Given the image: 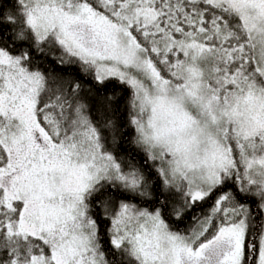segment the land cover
Here are the masks:
<instances>
[{
	"label": "snow or ice",
	"instance_id": "6c2138e0",
	"mask_svg": "<svg viewBox=\"0 0 264 264\" xmlns=\"http://www.w3.org/2000/svg\"><path fill=\"white\" fill-rule=\"evenodd\" d=\"M0 264H264V0H0Z\"/></svg>",
	"mask_w": 264,
	"mask_h": 264
},
{
	"label": "trees",
	"instance_id": "16d2710c",
	"mask_svg": "<svg viewBox=\"0 0 264 264\" xmlns=\"http://www.w3.org/2000/svg\"><path fill=\"white\" fill-rule=\"evenodd\" d=\"M118 104H119V107H120V110H121V114L123 113V109H124V102L122 99L118 100Z\"/></svg>",
	"mask_w": 264,
	"mask_h": 264
}]
</instances>
